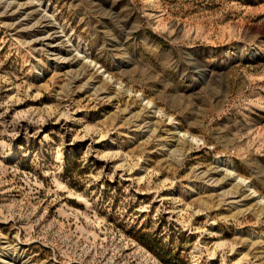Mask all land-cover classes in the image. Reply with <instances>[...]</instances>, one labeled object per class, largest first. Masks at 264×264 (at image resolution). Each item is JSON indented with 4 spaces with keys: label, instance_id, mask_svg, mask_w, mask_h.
<instances>
[{
    "label": "rangeland",
    "instance_id": "1",
    "mask_svg": "<svg viewBox=\"0 0 264 264\" xmlns=\"http://www.w3.org/2000/svg\"><path fill=\"white\" fill-rule=\"evenodd\" d=\"M0 264H264V0H0Z\"/></svg>",
    "mask_w": 264,
    "mask_h": 264
},
{
    "label": "bare ground",
    "instance_id": "2",
    "mask_svg": "<svg viewBox=\"0 0 264 264\" xmlns=\"http://www.w3.org/2000/svg\"><path fill=\"white\" fill-rule=\"evenodd\" d=\"M30 1H32V0H30ZM33 1H35V0H33ZM40 4L39 6H42V2H37V4ZM35 4V3H34ZM46 8V7H45ZM45 11H46V13H47V9H44ZM45 13V14H46ZM50 17V16H49ZM52 18V17H51ZM50 19V18H49ZM251 50H253V49H251ZM234 56H236V53H232L231 55H230V57H234ZM224 58V57H223ZM223 61V60H222ZM221 62V61H220ZM207 71H208V68H205V69H203V70H200L199 71V74H197V76H194L193 77V79H196L197 80V78H198V76L200 77V75L202 76V75H204V74H206L207 73Z\"/></svg>",
    "mask_w": 264,
    "mask_h": 264
}]
</instances>
